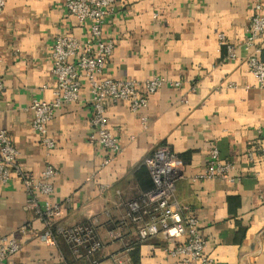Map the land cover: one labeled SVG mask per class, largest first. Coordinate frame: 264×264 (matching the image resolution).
<instances>
[{
  "label": "crops",
  "instance_id": "crops-1",
  "mask_svg": "<svg viewBox=\"0 0 264 264\" xmlns=\"http://www.w3.org/2000/svg\"><path fill=\"white\" fill-rule=\"evenodd\" d=\"M255 1L264 6V0H115L116 11L102 27L114 47L99 78L141 82L158 75L166 81L138 112L123 101L107 102V126L122 151L103 165L106 150L88 141L93 109L86 85L78 101L54 109L47 129L56 145L48 156L28 109L33 99H54V37L69 34L84 42L86 24L62 0H6L0 12V128L17 147L21 169L34 176L46 163L57 169L51 199L62 210L55 224L93 223L102 244L95 264H180L167 253L174 241L161 234L140 241L136 228L122 223L126 203L153 187L143 162L160 146L182 161L172 201L197 218L210 264H264V158L246 156L264 132V88L241 45L238 58L226 60L218 37L241 44ZM260 58L264 62V39ZM212 146L234 164L230 175L236 179L195 178ZM26 200L16 174L0 183V237L13 235L21 246L4 264H93L60 236L57 247L42 243L44 225Z\"/></svg>",
  "mask_w": 264,
  "mask_h": 264
},
{
  "label": "built area",
  "instance_id": "built-area-1",
  "mask_svg": "<svg viewBox=\"0 0 264 264\" xmlns=\"http://www.w3.org/2000/svg\"><path fill=\"white\" fill-rule=\"evenodd\" d=\"M65 8L80 24H86L87 39L82 42L69 34H57L52 42L50 58L51 72L54 77V99L50 102L33 99L28 109L32 112V128L39 135L45 156L55 148V140L48 134V123L54 109L61 104H70L79 100L81 89H89L88 101L92 105L89 120L91 132L88 141L107 152L103 165L111 162L122 151V146L108 129L105 108L108 101L126 102L131 112H138L147 105L151 94L160 89L165 79L154 75L144 81L131 78L114 79L102 77L106 60L114 47L113 40L103 38L102 27L106 18L116 11L115 0H62ZM6 0H0V12ZM246 36L241 44L225 40L219 34L220 44L226 49V60L238 58L237 48L241 45L247 52L245 63L255 76L260 88H264V62L260 59L261 43L264 39V6L259 2L251 5V15L245 27ZM2 58L0 57V62ZM3 84L0 82V90ZM258 155L264 158V132L259 134L258 145L246 153L248 160ZM18 149L7 132L0 128V183L7 184L16 174L22 181L27 194L26 205L34 211L44 229L39 233V240L49 247H57L60 236L69 245L72 253L91 257L101 249V242L95 237L93 223L78 224L71 227L56 225L62 204L53 201L54 178L57 169L46 163L38 176L21 169ZM144 165L153 182V187L139 199L126 203L124 220H128L137 231L140 241L159 234L174 245L167 248V253L178 259L180 264H210L211 259L205 252L206 242L200 235L198 220L172 201L174 181L180 175L182 161L164 146L157 147L145 157ZM235 168L231 161L220 158L219 151L212 146L208 151L205 168L195 175L197 179L229 178ZM258 175V173H256ZM29 226L21 227L22 232ZM21 246L13 235L0 237V264L18 252Z\"/></svg>",
  "mask_w": 264,
  "mask_h": 264
},
{
  "label": "trees",
  "instance_id": "trees-1",
  "mask_svg": "<svg viewBox=\"0 0 264 264\" xmlns=\"http://www.w3.org/2000/svg\"><path fill=\"white\" fill-rule=\"evenodd\" d=\"M223 46V45H222ZM223 48H224V46H223ZM261 59V58H260ZM262 60V59H261Z\"/></svg>",
  "mask_w": 264,
  "mask_h": 264
}]
</instances>
